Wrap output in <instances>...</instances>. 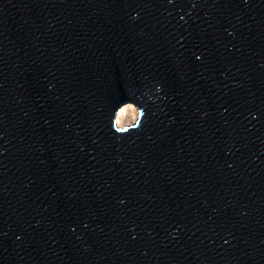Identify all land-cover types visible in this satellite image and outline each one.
I'll return each mask as SVG.
<instances>
[{
	"label": "water",
	"instance_id": "95a60500",
	"mask_svg": "<svg viewBox=\"0 0 264 264\" xmlns=\"http://www.w3.org/2000/svg\"><path fill=\"white\" fill-rule=\"evenodd\" d=\"M0 264H264V0H0Z\"/></svg>",
	"mask_w": 264,
	"mask_h": 264
},
{
	"label": "bare ground",
	"instance_id": "6f19581e",
	"mask_svg": "<svg viewBox=\"0 0 264 264\" xmlns=\"http://www.w3.org/2000/svg\"><path fill=\"white\" fill-rule=\"evenodd\" d=\"M134 107H135L134 105L132 106L129 105V106L120 107L118 109L117 115L115 117L116 127L123 128V127L130 126L135 123L138 117V112L136 111Z\"/></svg>",
	"mask_w": 264,
	"mask_h": 264
},
{
	"label": "rangeland",
	"instance_id": "374dc122",
	"mask_svg": "<svg viewBox=\"0 0 264 264\" xmlns=\"http://www.w3.org/2000/svg\"><path fill=\"white\" fill-rule=\"evenodd\" d=\"M131 106H132V105H131ZM134 108H135V107H134ZM133 121H134V120H133ZM133 121H132V122H133ZM132 122H130V123H132Z\"/></svg>",
	"mask_w": 264,
	"mask_h": 264
}]
</instances>
